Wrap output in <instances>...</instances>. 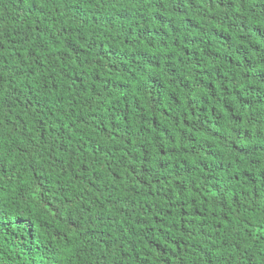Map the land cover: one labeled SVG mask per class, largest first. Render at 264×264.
<instances>
[{
    "label": "trees",
    "instance_id": "16d2710c",
    "mask_svg": "<svg viewBox=\"0 0 264 264\" xmlns=\"http://www.w3.org/2000/svg\"><path fill=\"white\" fill-rule=\"evenodd\" d=\"M0 264H264V0H0Z\"/></svg>",
    "mask_w": 264,
    "mask_h": 264
}]
</instances>
